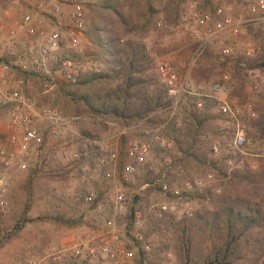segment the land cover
<instances>
[{
    "label": "rangeland",
    "instance_id": "1",
    "mask_svg": "<svg viewBox=\"0 0 264 264\" xmlns=\"http://www.w3.org/2000/svg\"><path fill=\"white\" fill-rule=\"evenodd\" d=\"M169 1L150 0L152 16L141 15L133 33L127 37L145 46L150 60L146 75L158 80V84L162 85L157 66L164 62L171 63L184 79L186 87L201 86L203 98L184 94L175 108L168 107L170 112L162 116L157 127L172 139L173 117H177L176 126L180 127L184 112L192 107L196 108L195 102L199 99L202 100L203 106L206 104L209 109L219 111L215 96L232 105L238 123L234 118L219 111L221 116L212 121L208 130L200 136V145L203 146L201 151H205L207 159L202 156L201 160L194 157L181 158L175 147L165 150L152 148L147 164L138 166L137 172L130 180L122 182L123 166L130 160L125 156L124 149L131 140L147 139L142 126H135L137 122L125 124L109 116L84 111L66 96L67 89L72 88V83L60 77L53 88L44 92L42 77L33 72L29 60H25L22 55V44L28 37V32L19 36L21 30L26 28L27 31L22 22L24 15L32 16L36 36L41 37L54 25V5L58 4L64 11L68 7L60 0H0V24H3L5 29H16V41L12 48L14 54H6L8 46L0 41V65H8L6 73L0 68V74L7 76L6 83L0 85V91H10L19 77L28 80L30 87L24 90V95L27 102L32 103V107L26 108L25 115H28L33 127L44 131V141L40 149L20 157L6 176L9 205L5 212H0V264H28L29 259H40L50 247H60L70 240L90 238L91 246L97 247L100 241L106 238L105 219L112 213L111 201L120 184L127 186L131 195L126 212L115 217L117 227L121 230L120 239L131 252L128 264H175L170 236L161 232L158 234L150 229L151 225H154L152 221L159 217L156 213L158 204L171 200V196L163 194L156 185L142 188L146 181L149 182L155 176L153 170L148 169V165L153 164L157 170L170 160L173 161V167L169 171L171 185L180 187L185 179H202L203 192L193 191L189 194L197 211L207 206L209 192L221 193L223 190L234 188L228 182L233 173L245 175L249 171L255 175L256 182L254 180L252 184L240 187L239 191L244 196L251 197L264 214V135L258 137L249 126L250 120L256 118L264 108V73L252 70L245 76L232 77L237 57L230 61L228 59L226 65H222V59L218 56L219 49L215 45L208 46L207 53L202 52L196 59L194 41L187 27L179 19L183 5L190 0H172L171 4ZM195 1L200 6L205 2L214 7L224 6L235 20L244 19L245 7L241 0ZM97 2L98 0H92L85 10L86 24L81 39L83 49L80 52H68L74 56L80 73L77 81L92 72L106 71L109 68L108 64L89 53L94 50V46L88 35V15L92 5ZM120 2L123 10H126L129 0ZM130 2L134 5L142 4L138 0ZM159 20L163 21L162 26L157 24ZM252 28L255 31L262 30L258 24H253ZM261 33L264 36L263 30ZM262 39V35L256 38L250 34L248 26L244 24L231 42L239 43L238 46L232 45L239 56L247 47H251L255 53L261 43H264ZM210 57L216 58L213 63H210ZM23 65L26 68H22ZM50 66L52 70L55 69L54 62H51ZM223 71L229 72L226 82L221 77ZM216 85L225 87V90L214 92ZM206 94L210 96L205 97ZM45 106L56 108L64 121L54 133L46 128L48 121L41 112ZM10 109L11 102L3 100L0 95V146L17 150V143L9 141L8 133L4 129ZM237 125L251 139V143L246 145V153L237 157L239 166L230 171L228 176L223 162L217 161L216 166H212L208 161L213 159L209 145L218 142L224 153L226 144L233 139ZM105 143L118 151V161L115 165L111 162L101 164L98 161L101 147ZM75 153L78 156H75ZM180 168L183 169L182 172ZM1 169L0 157V171ZM208 172L213 174L210 179L206 178ZM108 173H111V176H108ZM217 188L219 192L216 191ZM90 192L94 194V200L102 203L101 211L96 210L93 203L84 200V196ZM135 194H139L137 200ZM149 206L152 208L143 223L144 241H134L128 231L131 224L130 213L135 208L145 213ZM164 216L177 220L174 215L168 213ZM141 248L145 251L144 255L139 254ZM89 254V250L84 249L79 258L68 254L57 261L48 260L44 264H113L108 255L102 254L94 258Z\"/></svg>",
    "mask_w": 264,
    "mask_h": 264
},
{
    "label": "built area",
    "instance_id": "2",
    "mask_svg": "<svg viewBox=\"0 0 264 264\" xmlns=\"http://www.w3.org/2000/svg\"><path fill=\"white\" fill-rule=\"evenodd\" d=\"M60 1L68 8L64 11L58 4L54 5L53 10L56 19L54 25L45 35L36 36L30 14L24 15L22 20L28 32V37L22 44V55L25 56V60H29L33 72L42 77L44 92L53 88L59 77L64 81L73 83L79 79L80 74L74 56L69 55L68 52H80L83 49L81 39L86 24L85 10L92 0ZM241 1L245 7L243 21H237L232 18L227 13L226 8L221 5L215 6L212 10L204 9L195 0L187 1L183 5L179 19L187 27L191 39L198 44L195 54L204 47L215 45L218 47L220 54L227 56L230 61L232 58L238 57V52L235 51L232 45L238 46L239 43H232L231 40L239 34L242 25L247 23L258 24L264 31V0ZM157 24L162 26L164 23L159 20ZM15 30L14 28L5 29L4 25L0 24V41L3 45L6 44L8 46L6 53L8 55H12L15 52L12 49L13 43L16 41ZM62 52L63 55H61ZM253 54L254 50L251 47H247L241 55L250 57ZM18 60H20V55ZM51 62L55 63L54 70L50 66ZM21 67L26 68L24 65ZM0 68L6 73L8 65L2 64ZM157 72L166 89L167 98L170 101L169 108H175L184 94L194 95V97L198 98L203 96L200 91L201 86L186 87L184 79L179 75L173 64L168 62L161 63L157 66ZM221 77L226 82L229 78V72L224 71ZM6 81L7 76L0 74V85L5 84ZM15 82V86L10 91H0L3 100L11 102V109L4 129L8 133L9 141L18 145L17 150H9L0 146L2 166L0 171V212H5L9 205L6 185L8 172L20 157L39 150L44 141V131L33 127L28 115H25L26 108L30 109L32 107V103H28L24 95V90L30 87L29 82L23 77H19ZM219 89L225 90V87L216 85L214 92ZM206 96L210 95L206 94ZM215 99L218 102L219 111L234 118L238 123L237 115L232 105L221 97L215 96ZM195 107L197 109L203 108L202 100H196ZM41 112L48 121L46 128L51 133L56 132L58 126L64 122L54 107L45 106L41 109ZM135 126H142V123H137ZM142 131L147 135V139L131 140L124 149L125 156L130 160L123 166L122 182H128L137 172L138 166L147 164L152 148L165 150L174 147L173 139L166 136L159 127H142ZM250 143L251 139L237 125L233 139L226 144L224 153L220 144L216 141L209 145V151L214 160L225 164L227 175L229 176L230 171L239 166L237 157L246 153V145ZM101 151L98 157V161L101 164L111 162L112 165H115L117 163L118 151L116 149L105 143L101 147ZM75 156H78L77 153H75ZM172 167V160L167 161L163 167L157 170L153 164L148 165V169L153 170L155 176L152 181H146L142 188L156 185L163 194L171 196V200L158 204L157 216L168 213L176 218L191 217L197 209L189 194L193 191L203 192L201 187L203 185L202 179H185L182 186H173L169 178V171H171ZM180 171L182 172L183 169L180 168ZM108 176H111V173H108ZM212 177L213 174L211 172L206 174L207 179ZM216 191L219 192V188ZM84 200L88 203H93L98 211L103 208L101 202L94 200L92 192L87 193L84 196ZM130 200L131 195L127 186L120 184L116 188L111 201L112 213L105 219L106 238L101 240L97 247L91 246L92 239L90 238L70 240L60 247H50L48 252L40 259H29L28 264H44L48 260L57 261L68 254L79 258L83 255L84 249L89 250L91 257L95 258L105 254L110 257L113 264H128L131 252L123 245L120 239L121 230L117 227L115 217L117 214L126 212L127 204ZM151 208L149 206L145 213L138 208L131 211V224L128 231L134 241H144L143 223ZM145 249L147 250L148 247H145Z\"/></svg>",
    "mask_w": 264,
    "mask_h": 264
},
{
    "label": "trees",
    "instance_id": "3",
    "mask_svg": "<svg viewBox=\"0 0 264 264\" xmlns=\"http://www.w3.org/2000/svg\"><path fill=\"white\" fill-rule=\"evenodd\" d=\"M130 1L126 10H123L120 0H98L92 5L88 15V35L94 50L89 53L108 64L109 68L73 82L66 96L88 113L109 116L125 124L141 122L142 127L155 128L162 116L172 109L168 108L170 101L164 85L145 73L150 61L145 46L127 37L133 33L141 15L152 16V3L150 0H138L142 4L134 5ZM201 7L214 8L206 2ZM246 26L250 34L256 38L262 35L264 40L261 29L255 31L253 23ZM197 45L193 43L194 51ZM208 48L199 50L195 54L196 59L202 52L207 53ZM218 56L222 59L221 64L226 65L228 57ZM208 59L213 63L216 58ZM233 68L232 77L245 76L252 70L264 73V43L250 57L239 55ZM220 116L218 110L209 109L205 104L201 109L192 107L184 112L180 127L176 126L177 117H173L174 133L171 137L181 158L199 160L201 156L207 157L205 151H201L200 136ZM249 126L258 137L264 135V108L250 120ZM208 161L216 166L217 161ZM254 180L256 182L255 175L249 171L245 175L235 172L228 181L234 188L221 193L209 192L207 206L193 216L176 220L163 214L152 221V231L170 236L175 264H264V214L251 197L239 191L240 187L252 184ZM138 196L135 194V200ZM139 254L144 255V249H139Z\"/></svg>",
    "mask_w": 264,
    "mask_h": 264
},
{
    "label": "crops",
    "instance_id": "4",
    "mask_svg": "<svg viewBox=\"0 0 264 264\" xmlns=\"http://www.w3.org/2000/svg\"><path fill=\"white\" fill-rule=\"evenodd\" d=\"M26 33H27V31H26V28H25V30L23 29V30H21V32H19V36H24V35H26Z\"/></svg>",
    "mask_w": 264,
    "mask_h": 264
}]
</instances>
